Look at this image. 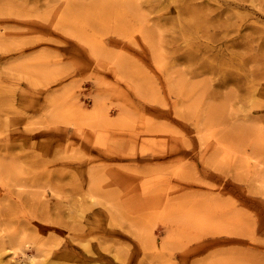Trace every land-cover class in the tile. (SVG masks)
Returning a JSON list of instances; mask_svg holds the SVG:
<instances>
[{
  "label": "rangeland",
  "instance_id": "rangeland-1",
  "mask_svg": "<svg viewBox=\"0 0 264 264\" xmlns=\"http://www.w3.org/2000/svg\"><path fill=\"white\" fill-rule=\"evenodd\" d=\"M262 32L264 0H0L3 264H264V77L190 86Z\"/></svg>",
  "mask_w": 264,
  "mask_h": 264
},
{
  "label": "bare ground",
  "instance_id": "bare-ground-1",
  "mask_svg": "<svg viewBox=\"0 0 264 264\" xmlns=\"http://www.w3.org/2000/svg\"><path fill=\"white\" fill-rule=\"evenodd\" d=\"M95 1V0H94ZM95 3V2H94ZM95 5L97 7V12H99V15L101 16H105V14L107 13V11L105 10L106 8L102 5V2L98 1L95 3ZM104 7V8H103ZM220 17V16H219ZM203 24V23H201ZM201 24H195L194 27L197 28V27H200ZM181 32L180 34H183V33H187L189 32V30H191V27H188V28H183L181 27ZM245 38L242 36V39ZM238 41V39H236V47L237 48H240V47H245L246 50L250 51L251 50H256V49H260L264 46V32H262L258 37L257 39L255 38H252L251 39V43L252 42H256V45L255 47L253 46H250V41H249V45H245V44H241V40ZM174 42V38L173 37H170L169 41H167V43H172ZM185 43H188L186 46H185V51L184 53H181V54H178V53H175L173 54L171 57L177 61V62H182V63H186L187 66H193V64L196 62V61H199V60H202L204 57H208V55H206L204 52L200 51V50H192V47L195 48V49H200L198 47V45H193L192 46V43L189 42V41H184ZM229 46L226 47V49H228V47H233V41H229L227 43ZM7 45L6 47L4 48L5 51H7ZM198 54V56L196 55ZM219 56V52L218 53H214L212 54V57L213 58H217ZM230 62L229 63H224V64H220V65H213L212 63L210 62H207L206 64H200L196 67V70H192L191 71V74H194V76L198 75V74H201V73H205L206 75H208L207 78H204V77H201V76H198L200 77L199 79H197L196 82L192 81L190 86L193 88V87H196L195 85H198V89H192L191 87H188L187 85H185L186 89H192V93L194 96H196V98H199L201 96H204V94H208V91H209V87H208V84H210L209 82H211L210 84V88L213 87L215 89H212L211 88V92L209 94H214L215 93V90L219 89V85L224 82V83H227V84H234L235 81L240 78L241 75H246L248 74V79L250 81V83H255V81H260L261 79H263L264 77V69L262 68H256L255 70H251V71H246L244 69V65H246L247 63L248 64H258L260 62V59L258 58L259 57V53H252L251 54H235V53H232L230 55ZM2 58V57H1ZM0 58V59H1ZM235 61H238L239 64H235L234 62ZM243 63H246V64H243ZM203 71V72H202ZM238 71H240L238 73ZM177 72V70H176ZM256 74V75H254ZM217 75H221V78H220V82L218 80V83L217 85H214V80H213V77L217 76ZM260 79V80H258ZM195 84V85H194ZM263 90H264V87H263ZM194 91H196V93H194ZM25 92L24 90L21 91L20 93V96H19V102H24V95ZM30 94V93H29ZM236 97V94L235 92H232V91H229L227 93H224L221 97V100L220 102L218 103V105L214 104V106L210 105L209 106V109L210 110H207V113H211L214 117L216 116H223V114L227 111V108L225 107L226 103L228 101H231L232 99H234ZM241 128H244L246 129V126L243 124L241 126ZM0 264H3V261L0 260ZM26 264H33V258H29L28 259V262Z\"/></svg>",
  "mask_w": 264,
  "mask_h": 264
}]
</instances>
